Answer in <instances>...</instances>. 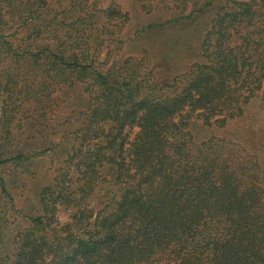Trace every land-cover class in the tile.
<instances>
[{"label":"trees","instance_id":"obj_1","mask_svg":"<svg viewBox=\"0 0 264 264\" xmlns=\"http://www.w3.org/2000/svg\"><path fill=\"white\" fill-rule=\"evenodd\" d=\"M137 1L125 40L113 1L0 0V199L54 174L12 225L0 209V264H264L259 155L217 133L264 100V0ZM21 67L30 111L8 103Z\"/></svg>","mask_w":264,"mask_h":264},{"label":"rangeland","instance_id":"obj_2","mask_svg":"<svg viewBox=\"0 0 264 264\" xmlns=\"http://www.w3.org/2000/svg\"><path fill=\"white\" fill-rule=\"evenodd\" d=\"M104 4L113 1L114 3H117L119 6V9L123 12L129 13V21L127 22L126 27L121 32V38L127 40V37L132 35L133 32L136 29L141 28L142 23L147 21V16L144 11L140 8V2L137 0H102ZM157 18H160L159 14H157ZM179 25L174 24H168L165 27L157 30L160 34L159 35H153L152 31L147 32V34L141 33L139 35V38L134 43H126L123 47L124 49L120 50L121 53L125 54H131V53H140L142 55L143 50L147 47L146 45L152 44L153 46H160L161 48L167 47L165 45L166 42H164L165 39L168 37H173V31L175 29H178ZM12 32H6V38L11 39ZM166 36V37H165ZM14 43H16V37L12 36ZM167 41V40H166ZM164 42L163 44L160 43ZM109 42H105L101 47H98L101 51V53H104L107 49H110V47L114 45L108 46ZM148 43V44H147ZM103 49V50H102ZM125 52V53H124ZM101 54H99V57ZM2 57V55H0ZM104 57V56H101ZM103 59V58H102ZM8 64H2V72L6 69ZM30 70V69H29ZM27 67H21L18 72V77H16V84L13 85L12 82H9V88L7 89V92L10 95V99L8 100L9 105H13L16 98V103H20L22 105V111H30L31 108L34 106V100H30L23 96H17L14 91L15 87L21 86L25 87V84H28L27 79L24 81L20 79V75H24L25 77L28 76ZM10 71H13L12 69ZM35 71V70H34ZM32 71V72H34ZM1 72V73H2ZM12 75H15V73H11ZM36 81H39L41 77L39 76V73L36 72ZM31 79H29V84H31ZM28 84V86H29ZM1 88V87H0ZM25 91V89H24ZM2 97L0 96V107L2 104ZM18 100V101H17ZM25 108V109H24ZM21 112V111H20ZM20 114L17 113L16 117L18 118ZM6 116L10 119L11 114L9 112H6ZM17 119H12L11 127L15 130V124ZM0 129H1V121H0ZM217 130L213 131V133H216ZM220 131V132H219ZM217 131V133L223 132L224 134H228L232 137H235V140H240L242 146L248 148L250 146V150L252 153H255L259 155L258 159L262 165L263 171H264V100L256 99L250 105L248 106L246 110V116L243 118H240L239 120H233L229 122V125L227 129H220ZM134 134V133H132ZM222 134V133H221ZM249 149V148H248ZM9 155V153H6ZM6 157V155H0V160L2 158ZM48 166V164H47ZM1 169V168H0ZM7 173V172H6ZM54 174L53 172L47 171L46 164H43V167L40 168L39 174L36 179H28L24 181L20 180V182H16V188H10V190L13 193V200L14 202L9 203L8 200H1V207L0 209H3L1 211H4L6 213V226L12 225L14 222H16V216H17V210L23 209L25 213H27L29 207H31V203L33 204L32 198L35 195V192H37L41 187L44 185L49 184L52 181ZM12 178V176L10 177ZM14 179H18L16 176V173L14 172ZM23 183V184H22ZM35 206V204L33 205ZM36 207V206H35ZM32 209V207H31ZM2 213V212H1ZM59 220L61 222L66 221L67 214L62 211L59 215ZM1 222V218H0ZM22 223V226L26 225L27 220L25 218L20 217L17 223ZM4 225V224H3Z\"/></svg>","mask_w":264,"mask_h":264}]
</instances>
